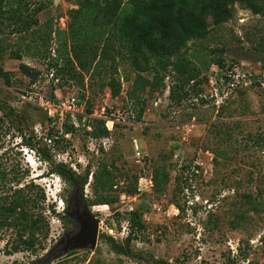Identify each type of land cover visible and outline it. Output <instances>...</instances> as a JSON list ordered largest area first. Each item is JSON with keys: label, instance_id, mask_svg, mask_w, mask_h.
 <instances>
[{"label": "rangeland", "instance_id": "rangeland-1", "mask_svg": "<svg viewBox=\"0 0 264 264\" xmlns=\"http://www.w3.org/2000/svg\"><path fill=\"white\" fill-rule=\"evenodd\" d=\"M25 1L35 26L19 34L0 25V67L9 73V83L0 79V170L38 187L48 233L36 256L5 255L0 241V264L44 259L75 230V197L99 223L96 248L49 264H264V15L235 4L221 26L208 20L210 35L178 56L189 80L173 65L138 72L99 53L81 70L69 61L68 29L80 0ZM95 30L84 21L97 44ZM41 98L58 100L53 116L36 105ZM59 164L75 177L88 172L84 188L55 173ZM134 212L141 227L127 242ZM103 234L127 253L113 252Z\"/></svg>", "mask_w": 264, "mask_h": 264}, {"label": "trees", "instance_id": "trees-1", "mask_svg": "<svg viewBox=\"0 0 264 264\" xmlns=\"http://www.w3.org/2000/svg\"><path fill=\"white\" fill-rule=\"evenodd\" d=\"M235 4L254 15H264V0H80V9L71 11L72 21L68 27L72 42L69 61L73 58L72 62L85 70L99 53L101 61H114L117 57L138 72L158 67L163 72L168 65H173L177 67V72L188 74L191 80L195 76L185 69L187 65L178 57L181 49L189 41L203 40L210 35L208 20L215 26H221L231 19ZM81 13L84 16L80 19ZM85 20L96 28L97 44L90 43L82 32ZM4 21L12 24L13 33L19 34L28 32L37 24L25 0H0V25ZM101 43L102 46H99ZM91 46L95 49L92 53ZM172 58L178 60L171 62ZM20 67L27 75H38L37 71L27 66ZM0 79L9 83V73L1 67ZM162 83L161 79L151 86H162ZM107 85L114 97L119 95L120 89L115 88L113 80ZM143 88L141 85L137 89ZM105 134L103 130L102 135ZM53 171L74 189H83L89 174L86 172L82 177H75L63 164L57 165ZM10 174L13 176L9 177ZM18 177L13 169L8 172L0 170V241H5V255L29 253L36 256L40 250H44L42 241L48 233V224L43 215L44 197L34 190L38 189L36 185H21ZM96 180H100L102 187L110 183L107 174L104 181L101 178ZM131 215L127 242L136 239L135 231L141 227L140 214L134 212ZM102 237L113 252L127 253L112 237L104 234Z\"/></svg>", "mask_w": 264, "mask_h": 264}, {"label": "water", "instance_id": "water-1", "mask_svg": "<svg viewBox=\"0 0 264 264\" xmlns=\"http://www.w3.org/2000/svg\"><path fill=\"white\" fill-rule=\"evenodd\" d=\"M75 223V230L64 235L57 246L51 250L44 259H40L37 264H49L62 255L76 249H95L99 223L81 200L75 197L73 209L68 213Z\"/></svg>", "mask_w": 264, "mask_h": 264}, {"label": "built area", "instance_id": "built-area-1", "mask_svg": "<svg viewBox=\"0 0 264 264\" xmlns=\"http://www.w3.org/2000/svg\"><path fill=\"white\" fill-rule=\"evenodd\" d=\"M31 99H33V98H31ZM41 99L42 100H40V99L37 100V104L36 105L39 106L44 111H46L49 116H53L54 113L56 112V109H54L55 105H56L55 102H58V100L57 101L56 100L55 101L54 100L50 101V100L43 99V98H41ZM59 102H60V100H59ZM64 108L66 109L65 106H64ZM57 110L60 111V108L57 107Z\"/></svg>", "mask_w": 264, "mask_h": 264}, {"label": "flooded vegetation", "instance_id": "flooded-vegetation-1", "mask_svg": "<svg viewBox=\"0 0 264 264\" xmlns=\"http://www.w3.org/2000/svg\"><path fill=\"white\" fill-rule=\"evenodd\" d=\"M73 209V207L71 208V210ZM69 219L72 221V224L75 226L74 221L69 217Z\"/></svg>", "mask_w": 264, "mask_h": 264}, {"label": "clouds", "instance_id": "clouds-1", "mask_svg": "<svg viewBox=\"0 0 264 264\" xmlns=\"http://www.w3.org/2000/svg\"><path fill=\"white\" fill-rule=\"evenodd\" d=\"M33 156V155H32ZM33 159H35V155L33 156Z\"/></svg>", "mask_w": 264, "mask_h": 264}]
</instances>
